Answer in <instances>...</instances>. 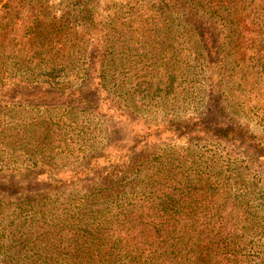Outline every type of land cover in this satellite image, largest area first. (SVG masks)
<instances>
[{
	"label": "trees",
	"instance_id": "1",
	"mask_svg": "<svg viewBox=\"0 0 264 264\" xmlns=\"http://www.w3.org/2000/svg\"><path fill=\"white\" fill-rule=\"evenodd\" d=\"M2 2L0 89H20L23 107L47 115L44 120L31 115L29 122L0 120V173L16 170L11 157L17 143L31 166H42L24 173L25 187L0 185L1 261L264 264V206L256 184L236 177L238 157L220 147L222 141L244 144L249 125L230 116L219 121L224 105L207 108L194 123L167 125L179 140L190 135L185 144L155 135L153 141L148 136L137 140V133L126 141L116 139L124 130L121 123L104 129L90 117L80 123L76 114L80 105L88 112L87 105L103 98H121L131 105L127 113L135 114L136 77L141 69L148 77L160 62L169 75L157 84L163 79L173 84L188 66L192 76L200 69L214 78L218 92L229 72H239L232 65L237 60L250 54L263 68L264 0H122L99 9L98 0H61L62 14L55 22L48 0ZM23 10L28 13L21 25L25 42L15 52L6 44L4 24ZM186 10L200 15L201 23H183ZM12 63L25 76L17 73L7 84L3 74ZM240 71L246 75V69ZM54 93L66 100L53 104L48 97ZM2 102L0 116L15 105ZM55 108L63 113L53 116ZM101 130L113 138L99 140ZM200 135L214 137L211 146L202 144ZM114 149L121 151L114 156ZM60 164L69 168L67 177L57 170Z\"/></svg>",
	"mask_w": 264,
	"mask_h": 264
},
{
	"label": "rangeland",
	"instance_id": "2",
	"mask_svg": "<svg viewBox=\"0 0 264 264\" xmlns=\"http://www.w3.org/2000/svg\"><path fill=\"white\" fill-rule=\"evenodd\" d=\"M7 1L8 3H12V0H3L2 4ZM60 2L61 0H48L51 16L50 20L52 22H55L56 17L62 14L63 7L59 5ZM121 2L122 0H98V9L103 4H105L106 7H114ZM2 7L3 6H0V9ZM39 7L41 6L39 5ZM42 7L44 8L46 6ZM66 10L67 8H65V11ZM6 15H10V13ZM27 17V11L23 10L19 14H16L13 20L5 19L4 26H7V37H5L7 41L6 44H11L15 52L19 49V45L25 42V39H23L25 38V36H23L25 30L21 25L23 21L27 20ZM181 18L182 21H184L183 23H185L186 19H198L196 23H201V16L199 15L196 17L191 14L189 10L183 11V16H181ZM40 40L41 39H38L35 44H39ZM234 56L235 55H232L230 57L234 60ZM11 60L16 61V58L10 59V61ZM145 60L146 58H144V61ZM144 61L141 63V66L144 65ZM164 62L166 61L163 60L162 63ZM183 64L186 65V63ZM154 65L151 66V68H154V71L150 73L148 77L146 74L147 70L142 71V69L139 71L138 76V78H141L138 79L136 77V82L139 84L137 85L136 95L133 97L134 102L137 103L138 112H135L133 115L128 114L127 112L131 111V105L120 100L121 98H116L113 101L103 98L99 100L98 105H87L89 107L88 112L84 110L86 105H80L79 109L76 111L79 122L86 123V120L88 121L90 117L94 119V124L98 123V126L104 129H107V125L109 124L115 125L121 123L123 125L121 127H124V130L117 133L116 139L121 138L125 139V141L127 139H132L134 133H137V140H142L143 137L148 136V139L153 141V136L155 135L165 142L174 140L177 143L185 144L189 141L190 135L183 136L179 140L178 136L170 134L171 129H166L167 125L173 127L174 124L179 122L194 123L197 119L206 114L207 108L214 110V108L219 109L224 105L226 114H219V121L228 119L227 116H230L238 123L249 125L250 135L249 139H247L244 144L239 141H232L231 143L222 141L223 143L220 147L229 149L232 153L236 154L238 157L236 177H244L249 183L252 182L256 184V197L264 206V67L258 66L256 60H254L250 54L246 58L237 60L232 65L235 71L239 72H237L236 75L232 71L229 72V76L225 78L226 82L223 86L218 82L220 87H223L221 91L218 92V88L213 87L217 82L214 78L200 69H193L196 73L192 76L187 71L188 66H185L186 70H182V73H180V75L183 74L181 77H177L175 80L173 79V84H170L171 82L165 84L166 79H163L164 82H162V84H157L160 77L169 74L167 66L161 65V62ZM228 65L229 64H224V66H227L225 69H228ZM11 66H14V63H12ZM16 68L18 69L16 66L11 67L8 70L9 72L3 74V79L6 80L7 84H11L12 80L16 78L17 73V77H20V75L25 76L24 72L18 71ZM242 68L246 69V71H243L246 72L245 76H243L242 71H240ZM37 73L40 74L39 71H37ZM153 75H156L155 77L158 78L156 79L154 77L153 79H149L152 78L149 76ZM151 81H153V86L152 83L148 84V82ZM130 82L131 78H127L126 86H128L129 89L131 87ZM201 88L203 90L201 93L191 92L192 89L199 92ZM20 92V89L17 88L11 90L0 89V103L1 100H3L2 105H5L6 102L9 101L15 103V105H10L6 109L1 110L2 114L5 115L0 116V120L16 122L25 118L26 121L29 122L31 120V115L35 120L39 119L38 117L44 120L47 115L44 110L23 107L26 103L18 99V97H20ZM60 95L61 94L54 93L52 96L49 95L50 97H48V99L52 100L53 104L59 105L66 100V97L61 98ZM18 108L24 110L15 112ZM62 113L61 110L56 108L52 111L53 116H60ZM101 115H104V117H101ZM132 127H134L133 132H131ZM97 138L104 142L113 137L110 133L101 130L98 131ZM200 138L201 143L208 146H211L210 140L214 139V137L203 135H200ZM125 141L121 142L120 140L117 144H124ZM14 147L15 150L11 158L15 161L12 167H15L16 170L11 173L2 171V173H0V177H2L0 178V185L15 184L25 187L28 185V181L24 180V173H29L31 170L39 171L42 166H31L29 156L26 154L25 149H21L18 143L15 144ZM120 151L121 149H114L111 150V154L115 156L118 155ZM68 169V167H62L60 164V168L57 170H60V173H64V175H62L63 177H67L68 173L66 171ZM8 174L10 175L7 176ZM67 179H70V177ZM74 187H70L66 190L72 191ZM260 243L264 246V239ZM3 262L4 261H1L0 258V264H4Z\"/></svg>",
	"mask_w": 264,
	"mask_h": 264
}]
</instances>
